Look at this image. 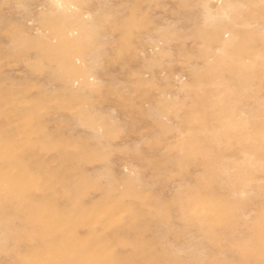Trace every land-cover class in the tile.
Masks as SVG:
<instances>
[{
  "label": "rangeland",
  "instance_id": "374dc122",
  "mask_svg": "<svg viewBox=\"0 0 264 264\" xmlns=\"http://www.w3.org/2000/svg\"><path fill=\"white\" fill-rule=\"evenodd\" d=\"M0 264H264V0H0Z\"/></svg>",
  "mask_w": 264,
  "mask_h": 264
}]
</instances>
